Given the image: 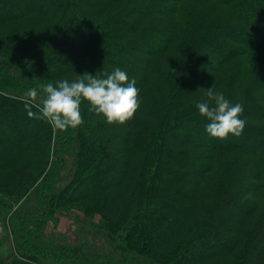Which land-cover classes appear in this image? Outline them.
<instances>
[{
    "label": "trees",
    "instance_id": "1",
    "mask_svg": "<svg viewBox=\"0 0 264 264\" xmlns=\"http://www.w3.org/2000/svg\"><path fill=\"white\" fill-rule=\"evenodd\" d=\"M168 1L0 0V216L12 235L11 245L0 239V264H197L234 252L245 235H251L245 264H264V208L256 214L235 192L246 194L264 180V55L250 61L262 70L258 78L244 62L231 69L237 96L249 87L254 100L243 108L240 137L210 136V121L196 108L214 83L215 93L218 71L239 45L264 54V0H218L211 15L200 1L181 8ZM221 4L235 14L219 10ZM153 13L177 17L163 21ZM171 42L177 55L167 70L152 56ZM116 68L139 89L140 107L126 124L109 125L84 101L83 125L58 130L55 139L46 121L29 116L38 112L41 85L85 72L104 78ZM33 88L35 101L27 95ZM74 140L85 149L77 150L63 186ZM194 147L206 151L193 153ZM226 175L236 176L237 206L214 228L217 239L200 241L184 262L195 232L188 219L194 211L211 214ZM34 185L41 201L15 208ZM77 202L101 216L114 251L79 250L44 234L58 208Z\"/></svg>",
    "mask_w": 264,
    "mask_h": 264
},
{
    "label": "rangeland",
    "instance_id": "2",
    "mask_svg": "<svg viewBox=\"0 0 264 264\" xmlns=\"http://www.w3.org/2000/svg\"><path fill=\"white\" fill-rule=\"evenodd\" d=\"M132 2L134 0H131ZM200 1V6L203 7V13L204 14H210L211 9L217 5L218 0H207L206 3L203 2L204 0H170L166 3L173 5L174 7L178 6V8H181L182 6L186 5L187 3H193V2ZM136 4L138 3V0L134 1ZM132 3L133 5L135 3ZM150 3L149 1H147ZM154 3V2H152ZM188 4V5H189ZM155 5V4H154ZM238 6V4H237ZM221 7L227 12L228 15L232 16L235 14L236 9L235 7H229L225 6L224 4L220 5L219 10H221ZM248 6L246 7V10L248 11ZM180 13V10L176 12V14ZM124 13H121V17ZM159 14L153 13L151 16H158ZM211 15V14H210ZM171 17H177V15L174 14V16H162L159 15L158 19H170ZM238 23H240L238 21ZM164 25V24H163ZM159 27V26H158ZM157 34L168 36L169 38L172 35H169L168 33H161L159 32V28L156 30ZM175 44L173 42L170 43V46L166 48V50L162 51V53L154 54L152 57L159 63L163 64L167 70L171 69L175 65V58L177 55V49L174 46ZM236 51V55L231 57L228 61L224 62L222 64V68L218 71L219 74L223 76L222 80L220 81V84L218 88L215 90V93H222L226 99L230 101L231 104H233L234 101L240 102V104L245 108L247 105H251L254 101L253 99L249 98L251 88H244V95H240L239 97L236 94V82L230 83L231 80V69L237 68L242 63L246 65V67H251L252 72L256 77L258 78L261 74V71L259 69L257 70V66L253 67L250 64L251 58H262L264 55L259 50H248L246 47L239 45ZM216 80V79H215ZM213 81V80H211ZM255 81H259V79H255ZM255 84V83H254ZM20 86H22L21 82L19 83ZM246 86V85H245ZM249 86V85H247ZM242 91V94H243ZM38 100V99H37ZM39 120V119H38ZM57 133L58 130H55L53 137L57 139ZM75 133V131H74ZM76 137L77 134H74ZM77 139V138H76ZM260 140V139H259ZM71 145V148L73 149L74 153H70L71 161L70 163L66 164V169L61 171L62 181L61 184L63 186L67 185V181H69L70 175L75 169V162L74 157L76 156V152L79 149L80 152L85 149V143L78 146V142L76 140L69 142ZM204 153L206 151L205 148H195L193 153L201 152ZM70 164V169H69ZM63 164L60 163V168L62 169ZM53 167H50L49 170H52ZM71 170V171H70ZM209 175V174H207ZM206 177V174L203 176ZM234 175H226L221 177L223 178V184L221 188L218 190L219 198L217 199L214 208L209 216H199L196 215L197 212H192L188 221H195L194 222V233L193 238L189 242V245L187 246L186 252L183 253L181 256L183 258V261L186 262V254L187 251H190V248L197 245L200 241H203L205 238H209L211 240L217 239V233H214V228L219 224V222L223 221L225 216H228L231 212V209L235 208L237 206V202H235V196L233 195V191H235L236 187V181ZM41 184V183H39ZM68 187V186H67ZM254 190L247 192L244 194L245 190H236L235 192H240L239 195V201L243 202L244 204L248 206L255 207L256 214L264 208V180L263 178L260 179V182H256V185L254 186ZM68 189V188H67ZM70 189V188H69ZM68 189V191H69ZM200 191L206 192L205 184H203L200 187ZM215 193L213 189L208 191V195H211ZM231 197L227 202L225 201V198ZM41 201V196L39 194V185L35 187L30 188L28 191V196L25 198H22L18 204H15V208H17L18 205H20V208H29L34 203V200ZM84 206L82 202L72 203L69 206H65L62 208H58L56 212L49 217V219L45 222L44 225V234L51 235L52 237L58 238V240H64L65 243L71 244L73 247L75 246V249L81 250V248L84 245L91 246L96 248L99 253L105 252L108 253L109 251H114V241L109 236V232H107L103 225L102 218L99 214L93 213L92 215H88L84 212ZM8 220L4 217L0 216V239H3L7 245H11V236L8 231ZM212 231V232H211ZM14 234V233H13ZM117 236V234H116ZM121 236H119L120 238ZM251 245V235H245L243 237L241 243L238 245L236 250L232 253H230L227 256L219 257L213 260H207L205 262H199L197 264H245V258L248 254L249 248ZM184 252V251H183Z\"/></svg>",
    "mask_w": 264,
    "mask_h": 264
},
{
    "label": "clouds",
    "instance_id": "3",
    "mask_svg": "<svg viewBox=\"0 0 264 264\" xmlns=\"http://www.w3.org/2000/svg\"><path fill=\"white\" fill-rule=\"evenodd\" d=\"M136 80H129L125 70L116 68L111 74L104 73V78L85 72L77 79H63L54 85L52 82L41 85L43 93L38 102V112L29 111L30 117L46 121L54 130L66 131L83 125L81 104L87 101L90 110L102 114L109 125H124L132 120L140 107L139 89ZM215 83L206 90V99L196 104L201 116L210 123L207 133L221 140L229 134L240 137L246 126L243 106L231 104L223 94L214 93ZM32 100L38 97L37 89L27 93Z\"/></svg>",
    "mask_w": 264,
    "mask_h": 264
}]
</instances>
